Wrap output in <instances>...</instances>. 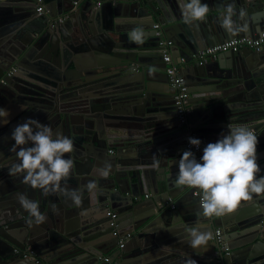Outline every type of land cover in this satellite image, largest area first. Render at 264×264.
Returning a JSON list of instances; mask_svg holds the SVG:
<instances>
[{"label":"water","instance_id":"1","mask_svg":"<svg viewBox=\"0 0 264 264\" xmlns=\"http://www.w3.org/2000/svg\"><path fill=\"white\" fill-rule=\"evenodd\" d=\"M69 1L43 0L38 15L34 0H0V108L9 113L6 123L0 120V264H37L22 257L28 246L46 264H264V193L206 218L201 191L175 183L192 135L203 155L228 123L245 124L257 134V147L264 146V47L193 60L215 42L264 31V0H201L209 11L191 25L180 0ZM229 6L232 31L221 26ZM133 30L145 33L143 42L129 38ZM163 38L171 40V59L188 87L185 123L165 73ZM27 119L73 139V152L65 154L73 168L61 187L97 183L93 193L83 191L79 205L8 175L17 162L11 134ZM257 162L259 177L264 149ZM105 163L111 165L107 178L99 174ZM18 193L39 203L44 223L21 207ZM192 226L210 234L206 245L190 246ZM114 248L110 262L103 261Z\"/></svg>","mask_w":264,"mask_h":264},{"label":"clouds","instance_id":"2","mask_svg":"<svg viewBox=\"0 0 264 264\" xmlns=\"http://www.w3.org/2000/svg\"><path fill=\"white\" fill-rule=\"evenodd\" d=\"M180 8L185 23L189 25L204 20L209 11V6L201 0H180ZM232 12L229 6L221 21V26L227 31L233 30ZM144 35L143 31L133 30L129 38L143 42ZM8 115L5 109L0 108L2 122H7ZM11 139L14 141L11 151L15 153L17 162L8 167L9 176L22 175L25 185L41 189L44 195L60 191L77 205L81 203L83 191L91 194L97 189L95 181H89L83 189L61 187V182L68 179L73 168V160L65 158V154L74 150L73 139L68 136L54 133L50 126L38 120L27 119L14 128ZM189 144L199 148L201 141L189 137ZM257 144L258 137L249 126L228 123L226 133L203 148L199 161L192 151L183 152L178 163L176 186L201 191L200 207L206 218L232 212L242 200L250 199V193H264V175H257L261 172L257 162ZM110 171L111 165L105 163L99 174L107 178ZM17 200L36 224L46 221L47 217L41 213L37 201L23 193H18ZM187 235L193 248L206 245L210 236L199 226H192ZM186 264L195 262L189 260Z\"/></svg>","mask_w":264,"mask_h":264},{"label":"built area","instance_id":"3","mask_svg":"<svg viewBox=\"0 0 264 264\" xmlns=\"http://www.w3.org/2000/svg\"><path fill=\"white\" fill-rule=\"evenodd\" d=\"M34 1L36 2L35 3L36 13L38 15L43 14L44 13V2H43V0H34ZM80 1L81 0H73L72 5L73 6L78 5L80 3ZM110 1L111 2H118V1H133V0H95V5L100 6L104 2H110ZM62 19H63V16L59 17L60 21H62ZM153 27L155 29H159L160 24L155 23L153 25ZM156 34L160 35V31L157 30ZM160 44L166 47V49H164L163 61L166 63L165 73L168 77V81H169L170 85L175 89L173 102H174V105L176 107L177 116H178L181 123H185L186 114L190 111L189 101H188V99H189L188 87H187V84L185 83L183 75L181 74V72L178 68V65L175 64L171 59V54H170L169 49H168V46L171 45V40L163 38L160 40ZM263 47H264V31H261L259 34L254 35V36L244 35V36H239V37H233V38L226 39L222 42L209 45V46L197 51V53L193 55V60L196 64H202V63H206L209 60L215 59L217 57V55L221 52H226V51L237 52L243 48L260 50ZM181 62L184 63L185 60L182 58ZM11 72L12 71H9L8 75ZM254 134L257 136V134L255 132H254ZM191 137L194 138V135H192ZM185 150L192 151L194 153L196 159L198 161L200 160V157L202 156L201 144H200L199 148H197L196 146L189 144V140H188L184 146V151ZM109 152L112 153L113 150L110 149ZM193 193H194V195H199V193L196 190ZM145 197H148V196L145 195ZM200 197H201V195H200ZM172 207H173V205H172ZM108 216L110 218H115L116 214L111 213L109 211ZM116 228H117V224H114L113 233L115 235L117 234ZM130 237H131L130 233H127L123 237H120L118 240V248L123 247L125 241ZM215 239L217 242H221V236L219 235L218 230L215 231ZM221 247L224 249H227L226 245L223 243L221 244ZM15 252L19 253V250L15 249ZM226 252H228V250ZM21 255L24 258L35 260V262L37 264H46L40 258L37 257L36 251L29 246L24 249V251H23V253H21ZM102 260L105 262H110V256L106 255L102 258Z\"/></svg>","mask_w":264,"mask_h":264},{"label":"crops","instance_id":"4","mask_svg":"<svg viewBox=\"0 0 264 264\" xmlns=\"http://www.w3.org/2000/svg\"><path fill=\"white\" fill-rule=\"evenodd\" d=\"M72 1L73 0H70L69 1V3H71L72 4ZM80 4V3H79ZM94 4H95V1H94ZM83 5V4H82ZM73 6V5H72ZM57 10H58V8H57ZM254 35H256V34H254ZM253 35V36H254ZM247 36H249V35H247ZM168 40H170V39H168ZM224 41V40H223ZM220 42V41H219ZM219 42H215V43H213V44H216V43H219ZM222 42V41H221ZM171 44H172V42H171ZM185 64V63H184ZM185 66V65H184ZM110 147H112V146H110ZM113 148V147H112ZM261 149H264V146L263 147H257V154H258V150L261 152ZM115 251H116V248H114L108 255L110 256L111 255V253H115Z\"/></svg>","mask_w":264,"mask_h":264},{"label":"flooded vegetation","instance_id":"5","mask_svg":"<svg viewBox=\"0 0 264 264\" xmlns=\"http://www.w3.org/2000/svg\"><path fill=\"white\" fill-rule=\"evenodd\" d=\"M227 250H228V252H229V249H228V248H227V249H224V252L227 253V252H226Z\"/></svg>","mask_w":264,"mask_h":264}]
</instances>
